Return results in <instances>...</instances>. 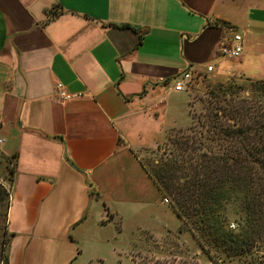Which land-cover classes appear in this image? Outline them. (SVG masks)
Here are the masks:
<instances>
[{
  "label": "crops",
  "instance_id": "1",
  "mask_svg": "<svg viewBox=\"0 0 264 264\" xmlns=\"http://www.w3.org/2000/svg\"><path fill=\"white\" fill-rule=\"evenodd\" d=\"M236 32L242 54L229 59ZM208 65L264 80V0H0L7 264L116 263L118 218L171 224L134 146L190 125L173 80ZM59 82L78 95L63 99Z\"/></svg>",
  "mask_w": 264,
  "mask_h": 264
},
{
  "label": "trees",
  "instance_id": "2",
  "mask_svg": "<svg viewBox=\"0 0 264 264\" xmlns=\"http://www.w3.org/2000/svg\"><path fill=\"white\" fill-rule=\"evenodd\" d=\"M192 73L197 83L200 72ZM246 91L249 96H242ZM208 93L213 99L205 111L191 108L190 126L169 136L170 145L156 165L141 164L161 195L172 198L179 232H188L211 263H262L264 80L230 78ZM2 194L0 183V201ZM229 209L235 213V229ZM8 234L1 241L0 264L8 261Z\"/></svg>",
  "mask_w": 264,
  "mask_h": 264
},
{
  "label": "rangeland",
  "instance_id": "3",
  "mask_svg": "<svg viewBox=\"0 0 264 264\" xmlns=\"http://www.w3.org/2000/svg\"><path fill=\"white\" fill-rule=\"evenodd\" d=\"M230 78L236 80L238 83H242L245 82L246 77L237 75L236 73L217 75L212 72H201L197 83H195V81H191L188 84L184 92L188 98V112L191 120V108H194L197 113L201 111L204 112L205 107L209 104V101L213 99L208 93L209 89L218 82H227ZM241 94L244 97H248L250 93L249 91H246ZM181 112L180 117L182 121L184 123H188L186 108L183 107ZM169 121L170 119L166 118L164 123L169 125ZM189 126L190 125L184 128H172L167 130L162 137L158 138V140L154 142L153 145H135L134 151L140 161L151 168L159 161L164 149L170 145L168 140L169 136L177 130H183ZM0 137L5 139V136L1 132ZM13 170L14 156L0 155V183L4 189V194L1 195L2 200L0 201V248L2 239L8 237L9 235L6 224V213L10 198L9 193L12 189ZM165 196L169 199V201L163 206L164 208L166 207L167 216L171 224L167 223L165 227H159L157 226L155 220L152 219V221H147L149 220V216L147 214L144 216V212H142L143 215H139L141 213L139 212L133 216V220L130 219L129 221H123L118 218L119 222H115V224H117L119 236L117 237L118 239H114V243L119 246V249L123 252V254L120 257L119 262L117 261L115 263L113 261L108 264H130L128 257L124 254H127V252H124L126 250H129L133 259V264H213L208 260L204 253L200 252L195 239L192 238L188 232H179L180 220L178 218L176 219L175 215H173L175 212L172 207V198L169 195ZM234 214V211L229 209L230 225L232 223L235 224V227L232 229H235L237 226ZM138 217L145 220L144 224L147 227L155 226L157 229L159 227V232L151 231L145 228L142 229V225L136 227L134 225L136 222L134 221ZM177 223L179 225H177ZM107 231L112 233L111 230ZM262 250L263 248H261L260 254H263ZM227 264H239V262L233 261ZM255 264H264V262Z\"/></svg>",
  "mask_w": 264,
  "mask_h": 264
},
{
  "label": "built area",
  "instance_id": "4",
  "mask_svg": "<svg viewBox=\"0 0 264 264\" xmlns=\"http://www.w3.org/2000/svg\"><path fill=\"white\" fill-rule=\"evenodd\" d=\"M242 36L240 33L236 32L233 35V43L228 46H222L221 52L224 56L228 57L229 59H236L239 58L242 54V45H241ZM213 70V65L206 66V72H210ZM194 75L190 70H186L178 74L173 80V88L178 91L186 90L188 84L191 81H194ZM197 79V78H195ZM56 91L58 94L65 100L75 97L78 94L71 93L66 90L62 83H56ZM10 194V193H9ZM164 202H168L169 199L167 197L163 198ZM231 228L235 227V224L232 223L230 225Z\"/></svg>",
  "mask_w": 264,
  "mask_h": 264
}]
</instances>
